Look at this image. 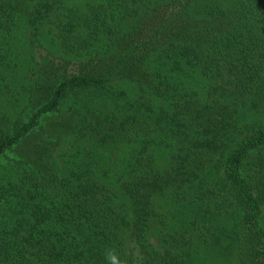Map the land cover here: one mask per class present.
Instances as JSON below:
<instances>
[{"label": "trees", "instance_id": "trees-1", "mask_svg": "<svg viewBox=\"0 0 264 264\" xmlns=\"http://www.w3.org/2000/svg\"><path fill=\"white\" fill-rule=\"evenodd\" d=\"M0 13V37L22 19L43 47L52 25L57 51L35 62L28 120L0 115V264H107L109 249L193 264L203 248L264 264V0H0ZM196 73L205 102L182 94ZM52 116L58 139L140 140L120 191L94 162L66 175L49 160L37 136ZM160 129L176 143L166 168L146 155ZM169 192L188 204L161 251L149 236Z\"/></svg>", "mask_w": 264, "mask_h": 264}, {"label": "rangeland", "instance_id": "rangeland-1", "mask_svg": "<svg viewBox=\"0 0 264 264\" xmlns=\"http://www.w3.org/2000/svg\"><path fill=\"white\" fill-rule=\"evenodd\" d=\"M0 18L3 22L8 20L6 15L2 13H0ZM15 22L16 25L12 27L11 31L0 37V53L2 55L0 66V115L19 116L27 121L31 114V108L26 102V89L28 81L33 79L32 70L38 68L35 62L40 64L49 62V60L54 59V54L57 51L54 53V40L50 36L52 25L45 27L48 29V36L42 39L43 47H34L22 19H16ZM73 68L75 69V67ZM70 72L74 71L71 69ZM211 84V80L196 73L195 78L191 79L189 83L185 81V91L182 94L185 97L204 101ZM120 87L121 90H130V86L120 85ZM129 95L130 97L134 96L133 92ZM59 120L60 118L52 116L49 121L45 122V127L37 136L39 137L37 141L40 144L45 143L50 147L49 160L53 164L56 163L57 167L66 175L69 174V169H77L78 166L84 163L94 162L97 167L95 177L103 184H107L113 191H120L122 184L131 179V168L127 169V166H129L131 158L135 156L133 153H139L140 140L135 139L134 142L99 148L96 140L93 139H58L54 135V125ZM159 131L156 134L152 133L153 136H156V140L153 136L150 138L151 142L146 147L148 149L146 155L155 156L157 166L166 168L174 164L172 156L176 150L171 148L176 147V143H174L170 133H165L161 129ZM54 140L55 144H58L55 149ZM10 160L8 159L6 162L2 160L0 166H4ZM131 175L133 176L132 173ZM183 199L184 196H177L169 192L165 197L155 200L159 217L153 222L149 236V242L154 248L163 251L166 244L162 239V235L168 234L172 227H179V223L183 218L182 212L186 211L185 206L188 204L187 199L186 201H183ZM262 218L264 223V207H262ZM203 231L201 230V232ZM209 247L211 248V246ZM191 253V256H194L193 264H239L237 249L235 251L232 249L223 250L218 254L211 253L203 248L198 249L196 252L192 250Z\"/></svg>", "mask_w": 264, "mask_h": 264}, {"label": "clouds", "instance_id": "clouds-1", "mask_svg": "<svg viewBox=\"0 0 264 264\" xmlns=\"http://www.w3.org/2000/svg\"><path fill=\"white\" fill-rule=\"evenodd\" d=\"M105 259L107 264H123V262L119 259L118 254L113 249H109L105 253Z\"/></svg>", "mask_w": 264, "mask_h": 264}]
</instances>
